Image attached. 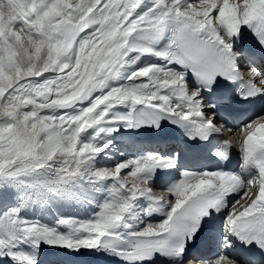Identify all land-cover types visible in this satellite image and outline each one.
<instances>
[{
	"label": "snow or ice",
	"instance_id": "snow-or-ice-1",
	"mask_svg": "<svg viewBox=\"0 0 264 264\" xmlns=\"http://www.w3.org/2000/svg\"><path fill=\"white\" fill-rule=\"evenodd\" d=\"M142 5L146 0H0V177H32L29 186L38 194L70 193L69 181L82 175L86 161L107 147L81 142V133L97 126L94 140L101 132H112L103 122L113 106L127 102L132 110L111 119L129 128H159L165 113L172 123L190 122L191 137L231 133L214 122L216 113L207 111L213 105L204 102L200 88L189 86L188 71L206 88L220 77L243 80L244 97L264 94V75L255 67L242 71L237 63L242 53L233 47L241 26L264 47V0H151L137 12ZM168 31L166 44L153 47ZM132 53L138 54L136 59L152 54L164 63L146 64L127 77L147 78L144 83L109 87L108 80L120 75ZM177 64L184 71L177 70ZM48 72L56 75L41 79ZM84 101L90 102L78 106ZM136 105L143 107L136 111ZM74 107L57 114L58 109ZM229 137L225 144L241 152V172L257 170L247 180L220 170L184 171L168 191L154 194L145 173L174 167V157L149 154L97 168L89 172L90 178H116L119 188L94 219L62 217L57 224L68 231L61 232L21 218L19 210L11 208L0 215V257L37 264L34 255L19 248L29 238L35 247L44 242L76 251L103 248L128 260L180 254L202 230V218L211 209L225 207L226 197L240 190L225 216L224 240L228 243V234H235L264 248V115ZM217 155L226 157L227 152ZM49 162H58L54 178L38 179V170ZM139 197L170 203L165 219L139 231H115ZM185 264L238 262L221 253L211 261L189 259Z\"/></svg>",
	"mask_w": 264,
	"mask_h": 264
},
{
	"label": "bare ground",
	"instance_id": "bare-ground-1",
	"mask_svg": "<svg viewBox=\"0 0 264 264\" xmlns=\"http://www.w3.org/2000/svg\"><path fill=\"white\" fill-rule=\"evenodd\" d=\"M149 4L142 5L141 8L137 9V12H141L144 10L145 6H148ZM88 31H91L89 29ZM86 33H82L81 35H85ZM135 56H131L127 58V62L121 67L120 69V75L116 79H109L107 84L109 87L117 86V79L123 74L122 71H124L128 65L132 64V60ZM151 65V64H147ZM142 65L141 67H143ZM124 69V70H123ZM56 74V73H55ZM54 72H48L43 74L41 79L51 78L55 76ZM147 79H141L138 80V83H144ZM148 90V89H146ZM99 92L93 93V95H97ZM90 101H84L78 106H84L88 104ZM123 104H117L113 106L109 112L107 117L105 118L103 125L105 128H113L114 130L112 132L104 131L101 132L98 136H95V139L93 140V136L97 130V126H95L93 132L91 133H82L80 136L81 142H87L92 141L97 146H103L107 145L109 143V138H111V134L113 133H122L125 128V124L123 121H117L114 119H111V117L115 116V114H126L127 106ZM126 104H130V102H127ZM76 107L72 109H58L57 114L63 111H75ZM107 149L109 147H104L103 151L96 154L91 160L86 161L85 165L83 166L84 169H87L83 172L82 179L89 178V172L92 170H95L97 168H113L118 163L125 161L121 160L116 163H106L101 162L100 159H102L104 156H108L109 158L112 157L111 151L108 152ZM50 166H46L42 169L38 170V179H40L43 176H46L48 178H54L55 176V168L58 165V162H49ZM79 176V175H78ZM78 176L75 177L73 180L69 181V184L67 187L70 189V193L67 192L65 197V192L60 193H53L51 196L42 194L40 196L37 193H33L31 197L28 199L25 196H22L20 193V188L18 186V180L20 178H6V177H0V215H2L4 212L8 211L11 208H17L18 216L24 219L28 220H36L39 221L41 224L47 225L49 227H57V221L60 218H65V213L63 210L65 209V202L70 201V196H72V207L73 210H78L82 213V215L78 216L75 215L77 221H83V218L86 214L89 216H93L98 212V203L99 201H104L107 194H109L112 189L119 188V184L117 182L116 178H104L101 179V183H105V187L103 185L99 186L98 189H87L85 185H82L81 181L78 179ZM32 178V177H31ZM29 179V178H27ZM94 179V178H92ZM95 180V179H94ZM103 187V188H102ZM92 197H98V201L94 200ZM56 209L59 211V215L56 214ZM128 217V215L126 216ZM132 219L135 221L136 216L132 215ZM127 225H131L132 223L130 220H127ZM63 226V225H62ZM65 227V226H63ZM61 232H65L63 230H60ZM118 232H121L122 234L127 233V228L121 227L117 230ZM31 238L25 240L19 245V248L23 251H31L30 248ZM59 250H63L64 248L55 247ZM35 252V249L32 251ZM7 257V256H4ZM11 258V257H8ZM12 259V258H11ZM13 260V259H12Z\"/></svg>",
	"mask_w": 264,
	"mask_h": 264
}]
</instances>
